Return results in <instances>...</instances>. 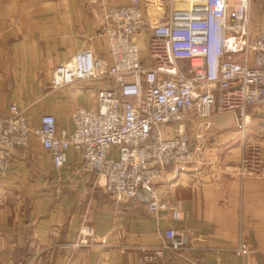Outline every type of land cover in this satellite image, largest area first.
Masks as SVG:
<instances>
[{"label": "crops", "instance_id": "crops-1", "mask_svg": "<svg viewBox=\"0 0 264 264\" xmlns=\"http://www.w3.org/2000/svg\"><path fill=\"white\" fill-rule=\"evenodd\" d=\"M101 12L100 3L86 0H0L1 114L16 104L33 126L50 114L59 133L73 131L75 109L95 106L97 90L108 82L53 89L51 73L85 48L109 63L106 41L98 36ZM251 22L253 28L264 25V0H253ZM143 51L144 43V58ZM207 122L210 129L196 117L186 121L192 146L202 145L196 162L183 171L167 166V179L157 184L158 197L180 208L178 220L166 210L150 213L139 198L117 202L82 168L72 148L56 170L31 135L27 147L14 149L0 178V264H264V175L237 174L243 142L259 145L264 156V108L249 107L244 136L229 126L228 112ZM85 226L94 236L74 247ZM171 227L186 231L194 249L184 257L168 253L141 263L136 247L162 245ZM240 241L246 254L233 251Z\"/></svg>", "mask_w": 264, "mask_h": 264}, {"label": "built area", "instance_id": "built-area-1", "mask_svg": "<svg viewBox=\"0 0 264 264\" xmlns=\"http://www.w3.org/2000/svg\"><path fill=\"white\" fill-rule=\"evenodd\" d=\"M102 5L98 36L104 38L109 63L91 48L78 50L54 67L50 86L60 89L87 81H106L97 104L77 107L72 132H58L53 115L43 114L33 126L20 107L0 113V178L16 148L35 135L61 170L67 150L79 152L84 170L117 202L147 191V210L180 218V208L157 195L167 179V166L180 171L196 162V149L186 131L190 117L207 122L230 112L244 136L249 107L264 108V25L252 27L253 0H130ZM146 57L141 56V46ZM240 177L264 175L259 145L243 142L237 166ZM72 245H88L94 232L85 226ZM160 246L139 245L141 263H154L171 253L184 257L194 247L189 234L168 228ZM246 254L244 241L233 250Z\"/></svg>", "mask_w": 264, "mask_h": 264}, {"label": "water", "instance_id": "water-1", "mask_svg": "<svg viewBox=\"0 0 264 264\" xmlns=\"http://www.w3.org/2000/svg\"><path fill=\"white\" fill-rule=\"evenodd\" d=\"M228 114H230L231 115V122L229 123V126L230 127H233V128H237V121H236V119H235V117H234V115L232 114V113H230V112H228ZM218 116H220V115H218ZM203 127H206L207 129H210V127H211V123H209V122H205V123H203V125H202ZM198 139H200V140H202V133H201V130L198 132ZM202 145H200L198 148H197V150H196V152H197V154H199V151H200V147H201ZM197 168H199V166L197 167ZM179 169V168H178ZM180 170V169H179ZM183 171V170H182ZM137 198H139V199H141L142 201H145V202H148L149 201V194H148V192L147 191H141V190H139L137 193H136V195L131 199V200H134V199H137Z\"/></svg>", "mask_w": 264, "mask_h": 264}, {"label": "rangeland", "instance_id": "rangeland-1", "mask_svg": "<svg viewBox=\"0 0 264 264\" xmlns=\"http://www.w3.org/2000/svg\"><path fill=\"white\" fill-rule=\"evenodd\" d=\"M108 5H112V4H108ZM143 55L146 57V52L145 51H143Z\"/></svg>", "mask_w": 264, "mask_h": 264}]
</instances>
